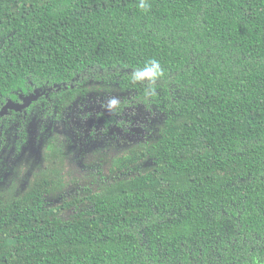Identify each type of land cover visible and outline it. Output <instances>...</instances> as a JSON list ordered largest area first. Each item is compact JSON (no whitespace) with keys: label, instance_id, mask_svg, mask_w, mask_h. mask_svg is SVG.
<instances>
[{"label":"trees","instance_id":"1","mask_svg":"<svg viewBox=\"0 0 264 264\" xmlns=\"http://www.w3.org/2000/svg\"><path fill=\"white\" fill-rule=\"evenodd\" d=\"M91 80L160 122L59 206V151L0 194V264H264V0H0V94Z\"/></svg>","mask_w":264,"mask_h":264},{"label":"flooded vegetation","instance_id":"2","mask_svg":"<svg viewBox=\"0 0 264 264\" xmlns=\"http://www.w3.org/2000/svg\"><path fill=\"white\" fill-rule=\"evenodd\" d=\"M56 86L30 84L26 90L0 94V185L9 177V185L0 194L13 191L19 196L27 191L55 152L72 165L84 157V149L93 150L98 143L123 142L131 147L154 133L153 117L159 114L125 103L129 92L108 93L113 87L93 80L70 85V89L65 83ZM136 110L144 111L146 117ZM68 132L74 136L68 137Z\"/></svg>","mask_w":264,"mask_h":264},{"label":"rangeland","instance_id":"3","mask_svg":"<svg viewBox=\"0 0 264 264\" xmlns=\"http://www.w3.org/2000/svg\"><path fill=\"white\" fill-rule=\"evenodd\" d=\"M110 92L115 95H120V94L127 95L125 93L119 92L117 89H114V88H111L108 93ZM135 112L137 115L143 116V118L146 117L145 112L142 110H136ZM160 119L161 117L159 115H156L153 117V121H152L153 127H155L160 122ZM68 133H69L68 137H71L73 135V133L71 132H68ZM99 142H107V141L100 140ZM126 146H129V144H125L123 142L121 143L114 142L113 144L98 143L96 147L93 148V150H91V148L84 149L81 147L85 151L83 155L84 157L81 156L79 159V162L76 164H72V165L69 164L68 172L67 173L65 172L66 174H64L65 176L68 177L67 182H69L66 187V190L61 191L55 196L51 197L49 199V201H51L50 204H52L53 206H59L64 200L67 201L78 193L80 194L84 193V189L82 190V187L85 185H86L85 186L86 189H88L87 187L88 186L90 187V185L92 184L95 185V187L100 184L103 185L105 181L101 180L97 183L96 180L93 179L95 176L94 174H91V173L94 170L96 171L98 169H102L103 170L102 175L107 179L106 182L114 181L116 179L115 177L108 179L107 169L105 168L110 167L109 164L112 161L113 157H116L118 154H120L122 151H119V150L124 149ZM88 147H91V146L89 145ZM28 150L30 152V149ZM86 152L89 154H93V155L88 154L89 155L88 156L86 155ZM108 152H110L111 154H108ZM37 162H40V161H37ZM145 167L146 166L141 167L139 171L140 172L145 171L147 169V168L143 169ZM84 169L88 170V172H82ZM135 173L137 172L134 171V173L125 175V177L136 175ZM11 178H12V175L10 179ZM5 180L6 182L3 185H0V191L3 189H6L7 186L9 185V177H6ZM91 181H93L94 183H92ZM72 213H73L72 211H68L66 214V217H68Z\"/></svg>","mask_w":264,"mask_h":264}]
</instances>
